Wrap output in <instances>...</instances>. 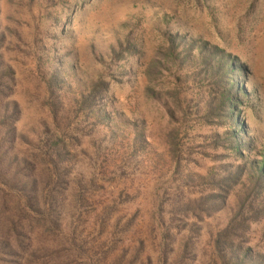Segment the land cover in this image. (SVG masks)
Returning a JSON list of instances; mask_svg holds the SVG:
<instances>
[{
    "label": "rangeland",
    "instance_id": "rangeland-1",
    "mask_svg": "<svg viewBox=\"0 0 264 264\" xmlns=\"http://www.w3.org/2000/svg\"><path fill=\"white\" fill-rule=\"evenodd\" d=\"M55 1L0 0V121L15 118L0 191L27 238L20 252L0 226V264H264V180L251 172L264 170V0H82L70 19L72 0ZM125 41L138 52L120 59ZM172 43L185 71L213 49L235 58L249 166L225 148L219 99L213 127L169 137L179 121L157 120L146 71ZM207 136L223 143L205 149ZM16 183L33 194L17 200Z\"/></svg>",
    "mask_w": 264,
    "mask_h": 264
},
{
    "label": "trees",
    "instance_id": "trees-1",
    "mask_svg": "<svg viewBox=\"0 0 264 264\" xmlns=\"http://www.w3.org/2000/svg\"><path fill=\"white\" fill-rule=\"evenodd\" d=\"M81 1L82 0H72L71 2H73V6L71 8H65V16L67 17V19L77 11L79 6L78 4ZM67 2L68 0H63L62 2L61 0H57L52 5L54 7L56 4H59L65 7ZM58 22L59 24L64 23L63 17H60ZM125 44H127L128 47H126L124 51L116 53V56H118V58L120 59L126 58L127 54H131L132 51L138 52L127 41H125ZM174 48L175 46L172 43L168 47L167 51L159 52L157 57H155L146 71V77L152 83L154 89L152 90V93L155 94V97L157 96L155 98L157 120L160 123H163V121L167 120L169 125L171 124V126H173L172 124L178 123L177 121H179V124L177 126H175L173 129L171 128V130H168L167 135L170 134L169 137L180 136L182 133H188L190 132V130H195L196 127H213V120L217 114L213 103L216 99H219L221 103V107L219 108L224 109V120L229 124V129L227 130V135L224 140L226 144L225 148L227 150H230L233 154H238L240 159L246 165H248L246 161L248 151L245 147H240L239 144L241 143V138L235 130L237 124H239V120L234 117L233 113V109L237 107L236 103L234 102V99L236 98L233 95L232 89L234 87H238V84L240 83H236L235 79L237 78H235L234 74L232 73L234 70L233 65L235 58L226 53L224 50L213 49L212 51H209L204 57L202 56L199 61V66H193L194 68L202 66L203 71L199 72L198 74H192L193 72H196L195 69L192 67L189 70L185 71L182 62H180L179 56L175 53ZM214 61H217L218 63L217 68L213 66ZM172 68H175L176 70L174 75L175 78L169 79V76H167L165 73L171 71ZM190 74L193 75V82L191 83H189V81L187 80V76ZM176 75L178 77L179 75L182 76V79H184V82L182 80V84L179 85ZM186 81L189 83L188 85H186ZM228 83H230L229 88H225L228 86ZM154 86H157V89H155ZM1 90L2 87L0 85V96L2 95ZM191 90L193 91V93ZM189 92H191L194 96H192L193 99H187V94ZM14 120L15 118L6 116L3 121H0V133L2 132V128H9L13 126ZM6 133L10 135V132ZM11 137L12 136L7 135L3 136V144L0 143V145L12 144L13 138L11 139ZM210 139H212V141L210 145H206L208 146L206 147L205 144ZM204 141L205 144L202 146L208 150L210 149V146L218 148L221 146V142L223 143L222 140L214 138L212 136H207L206 138H204ZM252 166L253 169H251V172H258L259 181L264 180L263 165L253 164ZM32 170L33 168L28 167L26 169L25 176H29V174L32 173ZM241 174L242 169H237L235 175H231L215 184L216 188L214 189L219 192L220 198L224 199L226 197V194L229 193L234 185L237 184V181L239 180ZM7 184L8 183H6V185ZM10 188L22 191V193L17 196V200L22 199L25 195L30 197L33 194L32 191L28 192L25 186L19 189L18 183H16V185L14 184ZM0 192V226H2L1 232L3 233L5 231L4 234L7 237V240H14L15 245H17V249L19 248L21 250L20 252H22L25 250L23 243L27 239L24 235H22L25 228V225H22L23 221H21L23 218H9V215L6 216V214L11 211L8 210L6 212L8 203L11 201L6 198L7 195H5L6 193H3L4 191L1 190ZM1 217H5L6 219L3 220L1 219ZM257 218V216H254L252 217V220L255 221ZM26 224H30L27 219ZM248 226L249 225H243L242 227L243 229H247ZM236 227H234L233 229H236ZM228 237L232 238L231 232L228 234ZM7 246L9 247L8 244Z\"/></svg>",
    "mask_w": 264,
    "mask_h": 264
}]
</instances>
